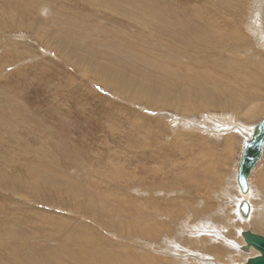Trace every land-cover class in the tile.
I'll use <instances>...</instances> for the list:
<instances>
[{
	"label": "rangeland",
	"instance_id": "rangeland-1",
	"mask_svg": "<svg viewBox=\"0 0 264 264\" xmlns=\"http://www.w3.org/2000/svg\"><path fill=\"white\" fill-rule=\"evenodd\" d=\"M174 27L173 34L186 33L184 43L163 33ZM70 32L69 38L78 43L72 49L61 38ZM262 40L264 0H0V264H102L94 256L100 251L83 258L80 247L98 249L111 241L147 250L143 244L118 239L113 226L130 227L132 218L124 209L131 198L142 205L148 186L161 194L177 184L171 209L181 201L185 207L189 204L171 211L177 228L183 230L186 223L206 236L214 228L223 230L226 216H220L232 211L225 205L226 192L246 135L234 133L236 151L224 152L226 133L223 139L211 128L230 116L241 125L243 114L253 109L255 120L244 124L264 116ZM166 61L173 68L181 64L183 74L165 72ZM184 90L191 103L203 104L219 93L221 103L216 99L213 106L189 114L176 110V103L167 108L149 99L163 93H179V98ZM228 100L238 106L220 109ZM178 103L185 104L181 99ZM185 117L197 127L181 128ZM143 124L150 133L146 141L139 135L146 134ZM179 133L191 139L174 145L173 136ZM251 175L258 188L253 206L264 218V189L259 184L264 181V156ZM134 177L137 184L130 186ZM187 208L201 213L194 216ZM206 222L205 229L197 226ZM248 223L243 230L264 235L254 220ZM184 230L182 236L189 237ZM231 233L230 239L244 243L239 233ZM205 237L183 246L200 253L213 249V257L215 248L223 262L227 254L232 256L231 250L213 243L219 241ZM82 238L91 243L85 245ZM237 249L233 264L257 254Z\"/></svg>",
	"mask_w": 264,
	"mask_h": 264
},
{
	"label": "bare ground",
	"instance_id": "bare-ground-1",
	"mask_svg": "<svg viewBox=\"0 0 264 264\" xmlns=\"http://www.w3.org/2000/svg\"><path fill=\"white\" fill-rule=\"evenodd\" d=\"M109 2H110V0H109ZM93 5V4H92ZM100 6V5H99ZM171 23L172 24H174L173 23V21L172 22H169V25H171ZM117 25V24H116ZM177 25H178V27L180 28V23H178L177 22ZM181 29H183V28H181ZM172 30L173 31H175L176 30V27H174L173 29H171L170 31H169V29L167 30V31H164L163 33L165 34V36H168V37H170L171 38V41H174L173 40V38L175 39V40H177V41H179L180 40V42H185V40H184V37H183V35H185V34H183L182 32H178L177 34H173L172 33ZM184 30V29H183ZM163 31V30H162ZM168 31H169V33H168ZM185 31V30H184ZM183 31V32H184ZM186 32V31H185ZM168 33V34H167ZM71 34V32L70 33H68V34H66L65 35V37H61L62 39H63V41H64V43H66V45H67V47L69 48V49H72L73 48V46L76 48V43L77 42H75V41H73L74 40V38H73V40H71L70 38H69V35ZM167 34V35H166ZM72 35H73V33H72ZM75 36V35H74ZM72 38V37H71ZM152 38V37H151ZM77 40V39H76ZM229 41H231V40H229ZM75 42V43H74ZM174 42H176V41H174ZM262 42H263V45H264V40H262ZM78 44V43H77ZM115 49V48H114ZM217 49V48H216ZM158 60V59H157ZM109 62V61H108ZM124 62V61H123ZM153 62V61H152ZM163 62V61H162ZM112 64V63H111ZM110 65V64H109ZM176 65V64H175ZM159 66V65H158ZM162 66V65H161ZM201 66V65H200ZM110 67H111V65H110ZM176 67V66H175ZM163 69H164V71L166 72H168V73H175L176 75H180V73H182V70H181V64H179L178 63V66L176 67V68H173L172 66H171V63L169 62V61H166L165 63H163ZM111 70V69H110ZM162 72H163V70H162ZM167 73V74H168ZM201 73V72H200ZM103 74V73H102ZM183 74V73H182ZM104 76V75H103ZM105 77V76H104ZM187 77V76H186ZM202 77V76H201ZM253 78V77H252ZM107 79V78H106ZM205 79V78H204ZM206 80V79H205ZM255 80V79H254ZM181 81V80H180ZM257 81V80H256ZM202 82V81H201ZM204 82V81H203ZM255 82V81H254ZM253 83V82H252ZM201 84V83H200ZM207 85V84H206ZM182 93V92H181ZM222 93H224V91H222ZM185 94H187V91H185L184 90V92L182 93V96H179V98H178V95H179V93H175V94H170V95H167L166 93H163L162 95H159V96H157L155 99H152V98H149V99H151V100H153V103H157L156 105H160V106H162V104H163V106H165V107H167V108H172L173 107V104L174 103H176L177 105H176V110H178V111H180V112H185V113H191L192 111L191 110H199V109H204V108H206V107H209V106H213V104H214V102L216 101V99L217 100H219V102L221 101V99L222 98H220V95H222V94H220L219 93V96L217 97V98H215L213 95L211 96V97H209L205 102H203V104H200V102H195V103H191V99L189 98V96H188V94L187 95H185ZM131 95V94H130ZM149 94H143V96H148ZM206 95H207V93H206ZM192 97H194V96H192ZM198 97V96H197ZM149 99H147V100H149ZM179 99H181L188 107H186V105L185 104H179L178 103V101H179ZM149 102H150V100H149ZM233 101L232 100H228V102H227V105H222V106H220L219 108L220 109H225V108H234V107H236V106H238L236 103H232ZM221 103V102H220ZM225 103V102H224ZM223 104V103H222ZM191 106V107H190ZM238 108V107H237ZM234 110V109H233ZM238 112V111H237ZM239 113V112H238ZM182 115H184V113L182 114ZM181 115V116H182ZM254 115H256V110L255 109H253V110H251L249 113L248 112H246V113H244L243 114V118L245 119L243 122H239V123H241V125L240 124H238V123H233V122H231L230 121V119H231V116L230 117H228L229 119H226V118H224L225 120H222V121H218L219 122V124L218 125H216V126H213L214 128H216V127H219V128H221L222 129V131L221 132H216L217 130H215L213 127L211 128V129H213V133H215L218 137H220V136H223V139L225 138V134L224 135H221V134H223V133H226V137H227V139H226V141L224 140V142H225V144L223 145V149L222 150H224V152H232L233 150H235L236 151V147H235V142L237 141V137H233V136H235L234 135V133L235 134H237L238 132H240L241 134H245L246 135V137H245V139H248L250 136H251V134H252V132H253V128H254V126L261 120V119H263L264 118V116H261L259 119H257L256 120V123H254V124H250V125H248V124H244V123H246V121L249 119V120H251V121H253V120H255V117H254ZM218 117V116H217ZM176 119V118H175ZM194 119V118H193ZM233 119H235V118H233ZM183 124H178V127H179V125H180V127L181 128H186V129H193V127H191L193 124L197 127V125H196V123H195V121L193 122V124L190 126V123H191V121L192 120H190V119H188V118H183ZM217 120V119H216ZM221 120V119H220ZM227 120H229V122L227 121ZM14 121V120H13ZM18 121V120H17ZM16 121V122H17ZM182 121V120H181ZM180 121V122H181ZM237 121V120H236ZM235 121V122H236ZM15 122V123H16ZM21 122V121H20ZM238 122V121H237ZM14 123V122H13ZM23 123V122H22ZM18 124V123H17ZM176 124V125H177ZM225 124H228L229 126H231L232 124H236V125H234L235 127H230V128H226L227 127V125H225ZM15 125V124H14ZM20 125V126H19ZM18 126L19 127H21V125L22 124H19ZM25 125V124H24ZM9 126V125H8ZM11 126H13V125H11ZM10 126V127H11ZM16 126V125H15ZM29 126V125H28ZM142 127L144 128V129H142V133H146V134H139V135H141V137L146 141V139H147V137H149L148 136V134H150L149 132H148V129L147 128H145L144 127V124L142 125ZM159 127V126H158ZM195 127V128H196ZM223 127V128H222ZM17 128V127H16ZM26 128V127H25ZM153 128H155V127H153ZM161 128V127H160ZM176 128V127H175ZM198 128H199V125H198ZM232 128H233V130H232ZM13 129V128H12ZM165 129V128H164ZM180 129V128H179ZM210 129V128H209ZM220 129V130H221ZM14 130V129H13ZM13 130H12V132H13ZM18 130V129H17ZM26 130H28V129H26ZM155 130V129H154ZM172 130V129H171ZM175 129L173 128V131H174ZM204 130V129H203ZM32 132V131H31ZM51 132V131H50ZM175 132H178V131H175ZM174 132V133H175ZM184 132V131H183ZM188 132V131H187ZM205 132V131H204ZM229 132V133H228ZM6 133V132H5ZM133 133V132H132ZM135 133V132H134ZM152 133V132H151ZM174 133H173V135H174ZM212 133V132H211ZM228 133V134H227ZM15 134H17V133H15ZM50 134V133H49ZM177 134V133H176ZM230 134H232V135H230ZM36 135V134H35ZM191 135V134H190ZM193 135V134H192ZM227 135H230V137H228ZM9 136V135H8ZM13 136V135H12ZM176 136V135H175ZM175 136H173L174 137V140H175V142H174V145H178V143H177V141H180V142H182V143H187L190 139H191V137L189 136V135H187L186 134V136L184 135V133H179L178 134V136H177V138L175 137ZM129 137V136H128ZM217 137V138H218ZM13 138V137H12ZM47 139V138H46ZM131 139V138H130ZM244 139V140H245ZM20 140V139H19ZM216 140H219V138L218 139H216ZM244 140H243V142H244ZM15 141V140H14ZM144 141V143H146ZM41 142V141H40ZM219 142V141H218ZM20 144V143H19ZM32 144V143H31ZM157 144V143H156ZM21 145V144H20ZM46 145V144H45ZM52 145H54V144H52ZM190 145V144H189ZM18 146V145H17ZM43 146V145H42ZM236 146H237V144H236ZM29 147H32V146H29ZM35 147V146H34ZM33 147V148H34ZM48 147V146H47ZM177 147V146H176ZM23 150V149H22ZM45 150V149H44ZM172 151H174V149H171ZM179 150V149H178ZM240 154H239V159L237 160V164H236V170H234V173H233V176L231 177V181H230V183H229V189H230V192H226V195L228 196V199H226V200H228L226 203L227 204H225V205H227L228 206V204L230 205V206H228V208H230V209H232V211H229L228 210V212H230V214H232L231 216H230V214H227L226 212L225 213H223L222 211H221V213H223L220 217L223 219L225 216H226V218H225V221L223 222L224 224V226L222 225V224H220V225H222L221 227H223V230H220V231H218V232H216V230H217V228L215 229H212L213 231H212V233H209L207 236H206V234H207V232L205 233V232H203L204 230H201V231H199V232H197L196 231V229L194 228V226H189L188 224H183V225H181L184 229H186V230H188V235H189V237H187L186 238V236H182V233H181V231L184 233L185 232V230L183 229L182 230V228H177L176 227V225H175V221H176V219L172 216V214H171V211H175V209H177V211H182V210H184L187 206H189V204H186V207H185V201L184 202H180V204L179 205H176L175 207H174V209H171V204H172V202L176 199V197L173 195V196H171L172 194H178L179 193V191H178V189L176 188V185H174V186H172L171 184V187L169 188L168 187V190H170L171 192H169V191H167V192H164V191H162V192H164V193H166L165 195H164V193H156V192H154V193H152L153 192V189H156V188H154L153 186H148L146 189L148 190V191H146L147 192V195H146V197H144L143 199H142V203L144 204L145 203V206H147V208H145V207H143V204L142 205H140L139 204V201H141V200H138L137 198L136 199H134V198H131L130 199V204L129 205H127L126 206V208L124 209V214L125 215H128L129 217H131L132 219L131 220H129L130 221V227H125L124 228V224L123 223H119V224H116V225H114L113 227H114V230H117V232H118V235L120 236V237H118V239H127L126 241H129V243H134V244H139V246L140 247H142V244L143 245H145V248L147 249V250H145V249H143V248H140V250L139 249H137V248H139L138 246H135V247H137L136 249L138 250V251H134L135 250V248H132V247H130L129 245H125L124 243V246L125 247H121V246H119L118 244H121V243H117L116 245H113L111 242L108 244V243H106V244H103L104 246H103V248L101 249L100 248V246H98L99 248L98 249H89V250H86L87 248H85L86 246H82V247H80V253H82V255H83V258H84V255H85V253H90V254H93L94 253V251H100L99 253H97V254H95L94 256H98L97 258H98V260L100 261V259H102L100 262H102V264H105V260H106V258L107 259H109V263L111 264L113 261H117V262H119L120 264H141V263H147V262H158V261H162V260H168L169 261V263L168 264H233V262L234 261H236V256H238L240 253H239V251H237L238 249L237 248H239V250H241L240 249V247L241 246H243L244 244H245V242L243 243V244H241L239 241H234L232 238L230 239V237H232V236H230L232 233H231V231L233 232V230L235 231V233H239L240 235H241V233L242 232H244V231H246V230H243L244 229V227H246V223H248V222H252L253 220H254V223H255V226H257V228H259V227H262V229L264 228V218L260 215V214H262V213H260V214H258L257 213V209H259L260 210V208H257V209H255V207L253 206V202H254V200H252V199H254L255 198V194H256V191H257V187L255 186V184H254V182L252 181L253 179H251L252 178V176L253 175H251L250 176V189H249V191L247 192V194H243L242 192H241V190H240V188H239V186H238V183H237V181H236V178H237V167L239 166V162H240V158H241V154H242V150H243V143L241 142V147H240ZM179 152V151H178ZM171 153V152H170ZM175 152H173V154H174ZM184 153V152H183ZM182 153V154H183ZM207 153V152H206ZM156 154V153H155ZM179 154H181L180 152H179ZM202 156H205L204 154L202 155ZM263 156H264V154H263ZM158 157V156H157ZM154 158V157H153ZM156 158V157H155ZM189 158V157H188ZM238 158V157H237ZM193 159V158H192ZM262 159H263V157H262ZM262 159H261V161H262ZM148 160V159H147ZM52 161H54L53 159H52ZM261 161L259 162V164H261ZM174 162V161H173ZM179 162V161H178ZM258 164V165H259ZM258 165H257V167L253 170V174L255 173V171L257 170V168H258ZM144 166V165H143ZM175 166H176V164H175ZM159 167V166H158ZM146 168V167H145ZM175 168V167H174ZM3 169V168H2ZM143 170H150V169H144V168H142ZM156 169V168H155ZM177 169V168H176ZM3 171V170H2ZM152 171H154V170H150V172H152ZM191 171V170H190ZM189 171V172H190ZM156 172V171H155ZM157 172H158V170H157ZM145 173V172H144ZM166 174V173H165ZM190 174H191V172H190ZM120 175V174H119ZM159 175V174H158ZM178 175V174H177ZM182 175V174H181ZM160 176V175H159ZM158 176V177H159ZM31 177V176H30ZM119 177V176H118ZM139 177V176H138ZM157 177V176H156ZM162 177V176H161ZM161 177H160V181L162 180L161 179ZM164 177V176H163ZM170 177V176H169ZM168 176H167V178H169ZM174 177V180H175V175L173 176ZM120 178V177H119ZM137 178V177H136ZM135 177L133 178V181H132V183L130 184V186H135L136 184H137V181L135 180L136 179ZM142 178V177H141ZM156 179H158V178H156ZM165 178H163V180H164ZM122 180V179H121ZM136 182H135V181ZM143 179H140L139 178V181H142ZM162 180V181H163ZM168 180H170V179H168ZM173 180V179H172ZM171 180V181H172ZM173 180V182H174V184H175V181ZM117 181V180H116ZM166 181H167V179H166ZM176 181H179V178L178 179H176ZM150 182V181H149ZM165 183V182H164ZM148 184V183H147ZM161 184V183H160ZM260 184V186L264 189V181H262L261 183H259ZM167 184L165 183V185L164 186H166ZM169 185V184H168ZM259 186V187H260ZM159 187V186H158ZM157 187V189H159ZM161 188V187H160ZM174 188H176V189H174ZM166 190H167V188H165ZM160 190H162V189H160ZM173 190V191H172ZM142 191V190H141ZM228 191V190H227ZM260 191V190H259ZM149 192V193H148ZM160 192V191H159ZM169 192V193H168ZM152 193V194H151ZM228 193H230L231 195H229ZM260 193V192H259ZM138 194V193H137ZM149 194H151V195H149ZM158 194H160V195H158ZM112 195V194H111ZM138 196V195H137ZM248 199H250L251 200V203H250V205H251V211H250V215H249V217L248 218H243L242 219V217H239V213H237V210L239 209V205H240V203L243 201V200H247L248 201ZM253 201V202H252ZM261 201V200H260ZM119 202V201H118ZM231 202H234L233 204L231 203ZM264 202V201H263ZM264 204V203H263ZM192 206V205H191ZM224 206V205H223ZM227 206H224V208L226 207L227 208ZM257 206H259V205H257ZM256 206V207H257ZM193 207V206H192ZM97 208V207H96ZM96 210V209H95ZM187 210L188 211H190V212H192V214L194 215V216H197V214L198 213H201V211H199L197 208H194V210H191V209H189V208H187ZM222 210V209H221ZM107 211V210H106ZM239 211V210H238ZM108 212V211H107ZM262 212V211H261ZM220 213V214H221ZM96 214V213H95ZM93 215H94V211H93ZM92 215V216H93ZM97 215V214H96ZM95 215V216H96ZM216 215V214H215ZM241 215V214H240ZM263 215V214H262ZM91 216V217H92ZM94 217V216H93ZM98 217H100V216H98ZM219 217V218H220ZM102 219H103V217H102ZM222 219H220V223H222ZM224 220V219H223ZM235 220H239L240 221V225L239 226H235L234 225V223L236 222ZM103 222V221H102ZM171 222V223H170ZM210 222V221H209ZM115 223V222H114ZM113 224V223H112ZM128 223H126V225H127ZM204 225V229L206 228V227H208L209 225H208V223L206 222V223H199L197 226H199L200 227V225ZM205 224H207V225H205ZM215 224H217V223H215ZM242 224V225H241ZM249 224V223H248ZM218 225V224H217ZM216 225V226H217ZM215 226V227H216ZM229 226V227H228ZM249 226V225H248ZM218 227V226H217ZM202 228V227H201ZM213 228V227H212ZM220 229V228H219ZM260 229V228H259ZM90 230V229H89ZM113 230V231H114ZM210 231V230H209ZM224 231V232H223ZM116 231H115V233H117ZM211 232V231H210ZM219 232H222L223 234H221V233H219ZM135 233H137V237H134L135 236ZM185 235V234H184ZM79 236V235H78ZM113 236V235H112ZM140 236H142V237H144V239L143 238H141ZM206 236V237H205ZM230 236V237H229ZM138 237H140V238H138ZM203 237H205V238H208L209 239V241L210 242H213V241H219L218 243H216V242H213V243H215V244H221V245H223L224 247H226V251H228L229 253H231L232 254V256H230L229 254H227L226 255V261L225 262H223L220 258H219V256H218V254H219V252L217 251V249H215L214 248V251H216V254H215V257H213L212 255H211V252H213V249H212V251H210V252H207V253H205L204 251H202L201 253L200 252H193V251H191L189 248H186V247H184L183 246V243H186V242H191V241H193V242H199ZM92 238H93V236H92ZM107 239V238H106ZM130 239V240H129ZM163 240V243H160V240ZM105 240V239H104ZM79 241L80 242H82V241H84V243L85 242H87V243H91V240H89V238H82L81 240L79 239ZM126 241H125V243H126ZM131 241V242H130ZM242 241H244V240H242ZM93 243H94V241H92ZM100 242V241H99ZM83 243V244H84ZM105 243V242H104ZM166 244L167 243V249H165V248H162V245L163 244ZM82 244V243H81ZM85 245H86V243H85ZM241 245V246H240ZM89 246V245H88ZM239 246V247H238ZM106 247H109V249L108 250H106L107 248ZM117 247H119L117 250L118 251H116V248ZM165 247V246H164ZM113 248H115V251L116 252H111L112 250L111 249H113ZM232 248V249H231ZM234 248H235V250H234ZM71 249V248H70ZM72 250V249H71ZM102 250H104V252L102 251ZM111 250V251H110ZM229 250H231V252L229 251ZM110 251V252H109ZM236 251V252H235ZM242 251V250H241ZM253 251V250H252ZM252 251H251V253H252ZM66 253H68L69 255H71V256H75V255H73V254H70V250H66L65 251ZM74 252V251H73ZM136 252H141V253H143L144 255L142 256V255H140L141 253H139V255H136L135 253ZM64 253V252H63ZM62 253V254H63ZM107 253V254H106ZM251 253H249V254H251ZM259 253L257 252V254H255V255H253V256H257ZM64 255V254H63ZM168 255H173L172 257H169ZM68 256V255H67ZM253 256H251V257H253ZM68 258V257H67ZM71 258H73V257H71ZM86 258H88V257H86ZM85 258V259H86ZM134 258H139V259H141V261H137L136 259H134ZM249 258V257H248ZM79 259V258H78ZM88 259H90V258H88ZM93 259H95V258H93ZM92 259V260H93ZM30 261V260H29ZM52 261V260H51ZM68 261V260H67ZM86 261V260H85ZM247 261V260H246ZM165 262H167V261H165ZM223 262V263H222ZM35 263V262H34ZM59 263V262H58ZM66 263V262H65ZM67 263H69V261L67 262ZM85 263V262H84ZM87 263L88 264H91V262L90 261H87ZM87 263H85V264H87ZM98 263V262H97ZM107 263V262H106ZM53 264H54V262H53ZM57 264V263H56ZM101 264V263H100ZM234 264H238V263H234Z\"/></svg>",
	"mask_w": 264,
	"mask_h": 264
},
{
	"label": "water",
	"instance_id": "water-1",
	"mask_svg": "<svg viewBox=\"0 0 264 264\" xmlns=\"http://www.w3.org/2000/svg\"><path fill=\"white\" fill-rule=\"evenodd\" d=\"M264 154V118L253 128L248 139L243 142V150L238 166L237 183L243 194L250 189V176L257 167ZM251 211L249 201L243 200L239 205V213L243 218H248ZM245 242L240 249L249 254L255 250L259 254L247 259L243 264H264V235L254 232L251 228L241 233Z\"/></svg>",
	"mask_w": 264,
	"mask_h": 264
}]
</instances>
